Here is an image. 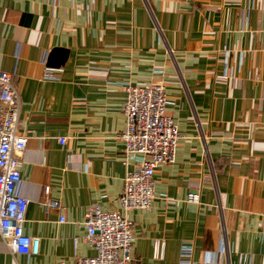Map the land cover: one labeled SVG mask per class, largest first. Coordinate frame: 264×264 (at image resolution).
<instances>
[{"label": "crops", "instance_id": "obj_1", "mask_svg": "<svg viewBox=\"0 0 264 264\" xmlns=\"http://www.w3.org/2000/svg\"><path fill=\"white\" fill-rule=\"evenodd\" d=\"M0 68L27 137L23 231L40 239L28 256L0 238V264L94 256L91 205L131 221V264H180L183 243L190 264H264V0H0ZM157 82L175 161L155 170L148 209L123 211V87Z\"/></svg>", "mask_w": 264, "mask_h": 264}, {"label": "built area", "instance_id": "obj_2", "mask_svg": "<svg viewBox=\"0 0 264 264\" xmlns=\"http://www.w3.org/2000/svg\"><path fill=\"white\" fill-rule=\"evenodd\" d=\"M123 89L125 128L120 138L124 142V165L132 168L126 171L118 202L123 211L148 209L155 198V170L175 161L180 133L166 112L165 83L125 85ZM20 105L10 75L0 68V238L10 253L36 256L40 239L24 233L28 202L17 193L21 157L27 146V137L18 133ZM59 142L64 143L61 139ZM189 200L198 202L199 196L191 194ZM63 222L60 217L59 223ZM83 225L85 241L95 255L78 258L76 264L132 263L135 235L127 217L91 205ZM192 250L189 243L181 245L180 264H190ZM156 256L163 257V242L156 241Z\"/></svg>", "mask_w": 264, "mask_h": 264}, {"label": "water", "instance_id": "obj_3", "mask_svg": "<svg viewBox=\"0 0 264 264\" xmlns=\"http://www.w3.org/2000/svg\"><path fill=\"white\" fill-rule=\"evenodd\" d=\"M52 56H56V52ZM65 59H66V53H64L62 56H60V61L58 63H55L54 65H51L52 64L51 63L50 66L59 67L60 65H62V63L64 62Z\"/></svg>", "mask_w": 264, "mask_h": 264}]
</instances>
